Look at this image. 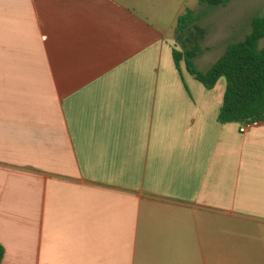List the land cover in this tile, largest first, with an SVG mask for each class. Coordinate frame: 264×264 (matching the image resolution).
Wrapping results in <instances>:
<instances>
[{"label":"crops","instance_id":"0c3cea01","mask_svg":"<svg viewBox=\"0 0 264 264\" xmlns=\"http://www.w3.org/2000/svg\"><path fill=\"white\" fill-rule=\"evenodd\" d=\"M186 3L0 0L1 264H264V122L176 69Z\"/></svg>","mask_w":264,"mask_h":264},{"label":"trees","instance_id":"16d2710c","mask_svg":"<svg viewBox=\"0 0 264 264\" xmlns=\"http://www.w3.org/2000/svg\"><path fill=\"white\" fill-rule=\"evenodd\" d=\"M230 1L198 0V3L220 7ZM197 21L195 12L190 9H186L176 20L175 34L179 47L172 51L176 69L180 71L182 64L186 72L206 89L213 88L219 79H225L218 123L264 122V49H259V43L264 38V15L253 19L245 39L229 45L224 55L204 72L195 63L201 54L199 41L206 33L196 26ZM3 256L4 249L0 245V264Z\"/></svg>","mask_w":264,"mask_h":264},{"label":"rangeland","instance_id":"374dc122","mask_svg":"<svg viewBox=\"0 0 264 264\" xmlns=\"http://www.w3.org/2000/svg\"><path fill=\"white\" fill-rule=\"evenodd\" d=\"M186 9L195 12L198 19L196 26L206 32L199 41L201 54L198 57V67L204 72L224 55L229 45L245 39L253 19L264 15V0H231L220 7L187 0L183 11ZM191 31L195 32L194 29ZM259 49H264V38L259 43Z\"/></svg>","mask_w":264,"mask_h":264},{"label":"built area","instance_id":"2783aa9c","mask_svg":"<svg viewBox=\"0 0 264 264\" xmlns=\"http://www.w3.org/2000/svg\"><path fill=\"white\" fill-rule=\"evenodd\" d=\"M252 125L253 124H251V123H241L240 124V129H239L240 133L241 134L245 133L249 128L252 127Z\"/></svg>","mask_w":264,"mask_h":264}]
</instances>
